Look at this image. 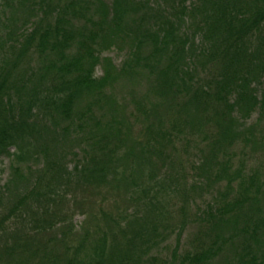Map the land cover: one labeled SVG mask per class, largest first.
<instances>
[{
    "label": "trees",
    "instance_id": "obj_1",
    "mask_svg": "<svg viewBox=\"0 0 264 264\" xmlns=\"http://www.w3.org/2000/svg\"><path fill=\"white\" fill-rule=\"evenodd\" d=\"M260 128L264 0H0V264H264Z\"/></svg>",
    "mask_w": 264,
    "mask_h": 264
},
{
    "label": "rangeland",
    "instance_id": "obj_2",
    "mask_svg": "<svg viewBox=\"0 0 264 264\" xmlns=\"http://www.w3.org/2000/svg\"><path fill=\"white\" fill-rule=\"evenodd\" d=\"M104 58H109L112 60V62L114 63L115 66L120 67L122 62H124V60L126 59V52L125 51H119L118 48L116 47L115 49H112L109 52H106L103 55ZM102 75V71L101 69L97 70V76H101ZM126 84H122V86H125ZM126 90V89H125ZM256 118V116L254 117V119ZM260 131L264 132L263 128H260ZM239 152V151H238ZM246 153L250 156H252V152L251 151H246ZM263 156V158H262ZM263 161L264 162V154L260 153L258 154V161H257V165ZM1 167V171H0V176L1 179L3 181V183L7 182L10 176V162L8 159H4ZM255 165V164H253ZM82 219H77L76 221H81ZM192 234H194V228L192 227H188V229H186V232H184L182 239H181V244H182V249L185 248L186 242L193 236ZM177 241V237L176 235L170 237V239H168V241L165 243V248H174L176 245ZM170 250H167L165 253H163L162 255L164 257H170L169 256Z\"/></svg>",
    "mask_w": 264,
    "mask_h": 264
}]
</instances>
